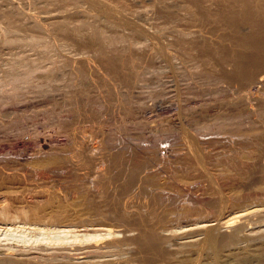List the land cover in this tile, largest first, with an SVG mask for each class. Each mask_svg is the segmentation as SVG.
<instances>
[{"label": "rangeland", "instance_id": "374dc122", "mask_svg": "<svg viewBox=\"0 0 264 264\" xmlns=\"http://www.w3.org/2000/svg\"><path fill=\"white\" fill-rule=\"evenodd\" d=\"M0 207L44 264H264V0H0Z\"/></svg>", "mask_w": 264, "mask_h": 264}, {"label": "bare ground", "instance_id": "6f19581e", "mask_svg": "<svg viewBox=\"0 0 264 264\" xmlns=\"http://www.w3.org/2000/svg\"><path fill=\"white\" fill-rule=\"evenodd\" d=\"M96 1H97V0H96ZM98 1H99V0H98ZM93 3H94V1H93ZM97 3H98V2H97ZM99 3H100V2H99ZM90 4H91V3H90ZM92 5H93V4H92ZM95 5L97 6L98 4H95ZM101 5H102V4H101ZM101 5H100V6H101ZM90 6H91V5H90ZM110 6H111V5H110ZM92 7H93V6H92ZM111 7H112V6H111ZM103 8H104V7H103ZM99 9H100V8H99ZM112 9H114V7H112ZM101 10H102V9H101ZM98 11H99V10H98ZM103 11H104V10H103ZM106 11H108V10H106ZM117 11H118V10H117ZM115 12H116V11H115ZM115 12H114V13H115ZM104 13H105V11H104ZM109 13L111 14V11H109ZM107 14H108V12H107ZM110 14H108V15L111 17ZM113 15H114V14H113ZM117 15H119V14H117ZM107 17H108V16H107ZM120 18H121V17H120ZM122 20H123V19H122ZM129 22H130V21H129ZM134 28H135V27H134ZM194 30H195V29H194ZM140 31H141V30H140ZM197 31H198V30H197ZM172 80H173V79H172ZM170 83H171V82H170ZM172 84H174V83H172ZM172 84H171V85H172ZM250 87H252V85H251ZM22 182H23V180H22ZM27 182H29V181H27ZM33 183H34V182H33ZM24 185H25V184H24ZM29 186H30V185H29ZM32 186H33V184H32ZM181 189H182V188H181ZM185 189H186V188H185ZM26 190H27V189H26ZM182 190H183V189H182ZM28 191H29V190H28ZM185 191H186V190H185ZM26 192H27V191H26ZM24 193H25V192H24ZM153 196H154V195H153ZM142 197H143V196H142ZM146 197H147V196H146ZM148 197H149V196H148ZM6 198H7V197H6ZM143 199H144V198H143ZM1 200H2V199H1ZM153 200H154V199H153ZM2 201H3V200H2ZM4 201H5V200H4ZM8 202H9V201H7V204H8ZM144 202H145V201H144ZM144 202H143V203H144ZM2 203H3V202H2ZM139 203H140V202H139ZM7 204H5V206H6ZM144 204H145V203H144ZM168 204H169V203H168ZM170 204H171V203H170ZM10 205H11V204H10ZM34 205H35V204H34ZM37 205H39V204H37ZM1 206H2V205H1ZM12 206H13V204H12ZM6 207H7V206H6ZM8 207H9V206H8ZM8 207H7V208H8ZM136 207H137V206H136ZM141 207H142V206H141ZM173 207H174V206H173ZM3 208H4V209H2V208L0 207V209H2V211L0 210V217L3 219V215H4V214H5L4 217H6V216H7V212H8V215L11 216V215L9 214L8 209L6 210L5 207H3ZM13 208H14V207H13ZM13 208H12V209H13ZM30 208H31V207H30ZM35 208H36V207H35ZM26 209H27V208H26ZM38 209H39V208H38ZM40 209H43V206H42ZM3 210L6 211V212H4ZM15 210H16V209H15ZM139 210H140V208H139ZM141 210H142V209H141ZM246 210H247V209H246ZM248 210H249V209H248ZM263 210H264V209H263ZM29 211H31V210H29ZM137 211H138V210H137ZM142 211H143V210H142ZM222 211H223V210H222ZM240 211H241V210H240ZM17 212H18V211H17ZM19 212H21V211H19ZM31 212H32V211H31ZM31 212H30V213H31ZM33 212H34V211H33ZM35 212H36V211H35ZM37 212H38V211H37ZM56 212H58V211H56ZM247 212H248V211H247ZM249 212H250V211H249ZM249 212H248V213H249ZM10 213H11V212H10ZM12 213H14V212L12 211ZM26 213H27V212H26ZM28 213H29V212H28ZM30 213H29V214H30ZM41 213H42V212H41ZM217 213H218V212H217ZM241 213H242V211H241ZM241 213H240V214H241ZM245 213H246V212H245ZM252 213H253V212H252ZM16 214H17V213H16ZM16 214H15V215H16ZM23 214L25 215L24 210H23ZM242 214H243V213H242ZM24 215H23V216H24ZM31 215H32V214H31ZM40 215H41V214H40ZM40 215H39V216H40ZM217 215H218V214H217ZM220 215H221V214H219L218 216H220ZM224 215H225V214H224ZM243 215H246V214H243ZM243 215H242V216H243ZM247 215H248V214H247ZM253 215H254V213H253ZM19 216H20V215H19ZM26 216H27V215H26ZM28 216H29V215H28ZM218 216H216V217H218ZM231 216H232V217H230V218L228 217V219H226V220L223 218V220H225V221H224V222H221V223H223V225H224L225 227H231V225H233L232 223H233L235 220H237V219H235L236 216H237V218H238V215L235 216V214H234V216H233V215H231ZM249 216H250V215H249ZM259 216H260V215H259ZM16 217H17V215H16V216H13V219H15ZM24 217H25V216H24ZM220 217H221V216H220ZM253 217H254V216H253ZM1 218H0V221H2ZM6 218H8V219L10 220V217H6ZM28 218H29V217H28ZM34 218H35V217H34ZM213 218H214V217H213ZM244 218H245V217H244ZM248 218H249V217H248ZM258 218H259V217H258ZM8 219H7V221H8ZM31 219H32V218H31ZM36 219H40V218H36ZM221 219H222V218H221ZM246 219H247V218H246ZM246 219H245V220H246ZM4 220H5V218H4ZM11 220H12V216H11ZM21 220L23 221L24 219L22 218ZM241 220H242V219H241ZM245 220H244V221H245ZM263 220H264V219H263ZM10 222H11V221H10ZM24 222H25V221H24ZM28 222H29V220H28ZM241 222H242V221H241ZM248 222H249V220H248ZM1 223H2V224H0V228H2V229H5V228L8 229V228H10V226H7V225H10V224H9V223H6V221H5V223H3V222H1ZM15 223H16V221H15ZM26 223H27V222H26ZM61 223H62V222H61ZM65 223H66V222H65ZM65 223H64V224H65ZM178 223H179V221H178ZM244 223H245V222H244ZM244 223H243V224H244ZM251 223H253V222H251ZM251 223H250V224H251ZM254 223H255V221H254ZM12 224H14V223L12 222ZM18 224H19V223H18ZM58 224H59V223H58ZM75 224H76V223H75ZM78 224H79V223H78ZM217 224H218V223H217ZM240 224H241V223H240ZM246 224H247V223H246ZM2 225H4V226H2ZM24 225H25V224H24ZM30 225H31V224H30ZM30 225H29V226H30ZM142 225H143V224H142ZM148 225H149V224H148ZM206 225H207V224H206ZM209 225H210V223H209ZM212 225H213V224H212ZM238 225H239V224H238ZM252 225H253V224H252ZM252 225L249 226L247 229H245V227H247V226H242L243 228H241V227H240V228H241V230L244 229V230L246 231L245 234H247V236H252V235H253V238L255 237L256 234L258 235V233L264 234V233H263V232H264V222H263V224L261 223L260 225H255V224H254L255 226H252ZM18 226H19V225H18ZM18 226H17V227H18ZM29 226H28V227H29ZM144 226H145V225H144ZM146 226H147V225H146ZM154 226H155V225H154ZM204 226H205V225H204ZM233 226H234V225H233ZM19 227H20V226H19ZM22 227H23V225H22ZM28 227H27V228H28ZM31 227H33V226H31ZM68 227H69V226H68ZM155 227H156V226H155ZM214 227H215V226H214ZM236 227H237V226H236ZM236 227H234V229H232V232L230 233V235H231L232 237H234V236L236 237V235L239 234V233H237V232L239 231V227H237V228H236ZM49 228H50V227H49ZM81 228H84V227H81ZM163 228H165V227H163ZM169 228H170V227H169ZM199 228H200V227H199ZM201 228H202V226H201ZM217 228H218V227H217ZM14 229H15V227H14ZM18 229H20V228H18ZM23 229H25V228H23ZM31 229H34V227L31 228ZM38 229H39V228H38ZM40 229L42 230V228H40ZM44 229H45V228H44ZM44 229H43V230H44ZM52 229H57V227H56V228L54 227V228H52ZM52 229H50V230H52ZM58 229H59V228H58ZM58 229H57V231H58ZM77 229H78V228H77ZM105 229H106V228H105ZM105 229H104L103 227H101V226H100V227H99V226H98V227L95 226V227H93V228L84 229V232L81 233V235H82V236H85L86 239H96L97 237H100V236L104 235V233H102V231H103V230L105 231ZM138 229H139V228H138ZM140 229H141V228H140ZM151 229H152V228H151ZM155 229H156V228H155ZM155 229H154V230H155ZM191 229H192V228H191ZM12 230H13V229H12ZM27 230H28V229H27ZM35 230H36V227H35ZM35 230H33V231H35ZM46 230H47V229H45V232H46ZM71 230H72V231H75L76 229L73 230V229H69V228H64V227H63L62 230L60 231L61 233L59 232V234H63L62 232H67V234H68V233H69L68 231H71ZM80 230H82V229H78V230H76V231H80ZM101 230H102V231H101ZM106 230H107V229H106ZM108 230H109V229H108ZM136 230H137V229H136ZM164 230H165V229H164ZM166 230H167V228H166ZM187 230H188V229H187ZM187 230H186V231H187ZM201 230H202V229H201ZM39 231H40V230H39ZM48 231H49V230H47V232H48ZM76 231H75V232H76ZM100 231H101V232H100ZM110 231H111V229H110ZM139 231H140V230H139ZM144 231H145V229H144ZM150 231H151V230H150ZM159 231H160V230H159ZM188 231H190V230H188ZM193 231H194V229H193ZM217 231H218V230H217ZM221 231H222V230H221ZM53 232H55V230H54ZM140 232H141V231H140ZM172 232H173V231H172ZM172 232H171V236L173 237V235H175V234L172 235ZM201 232H202V231H201ZM223 232H225V231H223ZM239 232H240V231H239ZM73 233H74V232H73ZM73 233H71V234H73ZM76 233H78V232H76ZM107 233H109V232H107ZM110 233H111V232H110ZM150 233H151V232H150ZM157 233H158V232H157ZM162 233H163V232H162ZM174 233H175V232H174ZM176 233H177V232H176ZM178 233H179V232H178ZM189 233H190V232H189ZM204 233H205V241H207V244H209L208 242H210V241H214V235H215V236L217 235V234H214L212 227H211V228H208V227H207V228L205 229ZM216 233H217V232H216ZM65 234H66V233H65ZM113 234H114V233H113ZM141 234H143V233H141ZM181 234H182V233H181ZM183 234H184V235H183ZM183 234H182L183 236H185V237H190L192 240L189 238V240H186V239H185L188 243H186V242L183 241V240H181V241H183V242H177V243H182V244L185 243V244H189L190 241H193V239L195 240V238H196V236H195L194 238H192V237L194 236L192 233H191V235L187 234V236L185 235L184 232H183ZM224 234H225V233H224ZM75 235H76V234H75ZM78 235H79V234H78ZM136 235H137V234H136ZM143 235H144V234H143ZM152 235H154V232H153ZM182 235H181V236H182ZM226 235H227V234H226ZM226 235H225V236H226ZM230 235H229V236H230ZM243 235H244V234H243ZM79 236H80V235H79ZM148 236H150V235L148 234ZM154 236H155V235H154ZM175 236H176V235H175ZM181 236H180V237H181ZM227 236H228V235H227ZM237 236H238V235H237ZM239 236H240V235H239ZM247 236H246V237H247ZM107 237H108V236H107ZM136 237H137V236H136ZM144 237H145V236H144ZM146 237H147V235H146ZM156 237H157V236H156ZM167 237H168V236H167ZM167 237H166V238H167ZM185 237H183V238H185ZM197 237H198V236H197ZM200 237H201V236H200ZM200 237H198V238H200ZM220 237H221V236H220ZM242 237H243V236H242ZM262 237H263V236H262ZM76 238H77V237H76ZM82 238H83V237H82ZM125 238H126V237H125ZM125 238H124V239H125ZM138 238H140V237H138ZM153 238H154V237H153ZM160 238H161V237H160ZM160 238L157 240V243L155 242L156 239L153 240V242L156 243V244H158V242L160 243V241H159ZM236 238H239V237H236ZM236 238H233V240L236 239ZM113 239H114V238H113ZM119 239H120V238H119ZM142 239H143V241H144V238H142ZM150 239H151V237H149V241H150ZM164 239H165V238H163V241H164ZM196 239H197V238H196ZM75 240H76V239H75ZM83 240H84V239H83ZM120 240H121V239H120ZM120 240H119V241H120ZM133 240H134V239H133ZM138 240H139V239H137L136 241H138ZM169 240L171 241V239H166V240L163 242V244H162V243H161V244L164 245L165 247H167V245L169 246V244H168V243L170 242ZM179 240H180V239H179ZM179 240H178V241H179ZM199 240H202V239H199ZM216 240H217V239H216ZM241 240H242V239H241ZM255 240H256V239H255ZM5 241H6V240H5ZM7 241H8V240H7ZM10 241H11V240H10ZM39 241H40V240H39ZM91 241H92V240H91ZM112 241H113V240H112ZM112 241H110V243H111ZM114 241L116 242V240H114ZM139 241H140V240H139ZM146 241H148V240L146 239ZM151 241H152V240H151ZM196 241H197V240H195L194 242H196ZM203 241H204V240H203ZM219 241H220V240H219ZM253 241H254V240H253ZM43 242H44V241H43ZM61 242H63V241H61ZM70 242H71V241H70ZM122 242H123V241H122ZM127 242H129V241H127ZM127 242H126V243H127ZM144 242H145V241H144ZM175 242H176V241H175ZM223 242H224V241H223ZM230 242H231V241H230ZM235 242H236V241H235ZM240 242H241V241H240ZM245 242H246V241H245ZM10 243H11V242H10ZM31 243H32V242H31ZM46 243H48V242H45L44 244H41L40 247H37L36 249H35V248L32 249L33 247H32V248H31V247L28 248V247H26V246H23V247L20 246V247H19V246H16V245H11L12 243H11V244H8V243L0 244V264H1L4 260H7V262H8V261H10V259H12V258L14 259V262H15V259H16V260L19 259V260H24L25 262H26V261H28V262L30 261L29 264L32 263L31 261H33V263H34V261H35V262H37L38 264H44V262L46 261L45 258H47V260H48V258L50 259V258L53 257V252H52V250L56 251V253H57V250H55V249L53 248V246H51L53 249L50 247V245H51V244H54V242H53V243H50V241H49V243H50L49 245H47ZM66 243H67V241H66ZM75 243H76V242H75ZM191 243H192V242H191ZM212 243H213V242H212ZM233 243H234V242H233ZM247 243H248V242H247ZM247 243H244V244H247ZM249 243L251 244V242H249ZM256 243H257V242H256ZM35 244H36V242H35ZM37 244H38V243H37ZM39 244H40V242H39ZM63 244H64V243H63ZM63 244L61 243V244L59 245V244H57V243L55 242L54 247H55V245H57V246L59 245V247H60V246L63 245ZM76 244H78V243H76ZM76 244H75V245H76ZM84 244H85V243H84ZM99 244H100V243H99ZM117 244H120V243L117 242ZM150 244L152 245V243H150ZM156 244H155V245H156ZM182 244L179 245V246H180V247L183 246ZM205 244H206V243H205ZM210 244H211V243H210ZM210 244H209V245H210ZM215 244H216V243H215ZM241 244H243V243H241ZM257 244H258V243H257ZM43 245H45V246H43ZM46 245L48 246V248L46 247ZM64 245H65V244H64ZM64 245H63V246H64ZM67 245H68V244H67ZM81 245H83V244H81ZM90 245H91V244H90ZM100 245H101V244H100ZM122 245H123V244H122ZM122 245H121V247H122ZM130 245H131V244H130ZM147 245H149V244H147ZM155 245H153V246H155ZM176 245H177V248H178V244H176ZM192 245H193V244H192ZM200 245H201V244H200ZM202 245H203V244H202ZM229 245H230V244H229ZM247 245H248V244H247ZM252 245H253V244H252ZM27 246H28V245H27ZM29 246H30V245H29ZM70 246H71V245H70ZM73 246H74V243H73ZM78 246H80V244H79ZM113 246H114V243H113ZM116 246H117V245H116ZM135 246H136V245H135ZM149 246H150V245H149ZM159 246H160V245H159ZM164 246H162V247H164ZM170 246H171V245H170ZM184 246H185V245H184ZM184 246H183V247H184ZM220 246H221V245H220ZM234 246H235V245H234ZM49 247L51 248V250L49 249ZM81 247H82V246H81ZM83 247H84V246H83ZM99 247H100V246H99ZM108 247H109V248H108ZM108 247L105 248V250H106V249H108V250L111 249L110 246H108ZM114 247H115V246H114ZM124 247H125V245H124ZM124 247H123V248H124ZM140 247H141V246H140ZM145 247H146V245H145ZM155 247H156V246H155ZM188 247H189V245H188ZM188 247H187V249H188ZM246 247H247V246H246ZM250 247H251V246H250ZM253 247H255V246H253ZM56 248H57V247H56ZM61 248H62V247H61ZM61 248H60V249L58 248V249L61 250ZM63 248H64V251H65V250H68V248L65 247V246H64ZM63 248H62V249H63ZM75 248H76V247H75ZM78 248H79V247H78ZM85 248H86V247H85ZM93 248H95V247H93ZM97 248H98V247H96V249H97ZM119 248H120V247H119ZM130 248H131V247H130ZM132 248H133V246H132ZM132 248H131V250H132ZM146 248H148V247H146ZM160 248H161V247H159V249H160ZM171 248H173V247H171ZM185 248H186V247H185ZM88 249L90 250V248H88ZM116 249L119 250V252L122 250V249L120 250V249H118V248H116ZM154 249H155V248H154ZM156 249H157V247H156ZM161 249H162V248H161ZM169 249H170V248H169ZM182 249H183V248H182ZM231 249H232V248H231ZM246 249H247V248H246ZM249 249H250V248H249ZM59 250H58V252H59ZM74 250H75V249H74ZM77 250H78V249H77ZM81 250L84 251V248L81 249ZM85 250H87V248H86ZM89 250H88V254H89ZM93 250H94V249H93ZM99 250H100V249H98L97 252H98ZM102 250H103V247H102ZM111 250H112V249H111ZM117 250L115 251V249H114L115 252H117ZM123 250H124V249H123ZM123 250H122V251H123ZM135 250H136V249H135ZM135 250H134V251H135ZM138 250H139V248H138ZM146 250H147V249H146ZM151 250H152V249H151ZM170 250H171V249H170ZM170 250H168V251H170ZM172 250H173V249H172ZM177 250H178V249H177ZM177 250L175 249L174 252L177 251ZM179 250H180V249H179ZM239 250H240V249H239ZM256 250H258V249H256ZM61 251H62V250H61ZM64 251H63V253H64ZM68 251H69V250H68ZM83 251H82V252H83ZM91 251H92V250H91ZM136 251H137V250H136ZM149 251H150V249H149ZM164 251H165V250H164ZM168 251H167V252H168ZM187 251H188V250H187ZM190 251H191V249H190ZM196 251H197V250H196ZM78 252H81V251H78ZM92 252H94V251H92ZM95 252H96V251H95ZM95 252H94V254H95ZM97 252H96V253H97ZM103 252H104V250H103ZM108 252H109V251H108ZM111 252H112V251H111ZM115 252H112V253H115ZM119 252H117V253H119ZM125 252H126V251H125ZM129 252H130V251H129ZM129 252H127V253H129ZM140 252H141V251H140ZM151 252H152V251H151ZM151 252H150V253H151ZM155 252H156V251H155ZM167 252H166V253H167ZM172 252H173V251H172ZM229 252H230V251H229ZM69 253H70V252H65L66 255L69 254ZM72 253L77 254V251H76V252H73V251H72ZM83 253H85V251H84ZM86 253H87V251H86ZM98 253H99V252H98ZM98 253H97V254H98ZM105 253H107V251L104 252V254H105ZM109 253H110V252H109ZM123 253H124V252H123ZM127 253H126V254H127ZM136 253H139V251L136 252ZM175 253H176V252H175ZM178 253H179V252H178ZM180 253H181V251H180ZM180 253H179V254H180ZM196 253H197V252H196ZM196 253H195V255H196ZM54 254H55V253H54ZM59 254H60V253H59ZM80 254H82V253H80ZM80 254H79V255H80ZM91 254H92V253H91ZM91 254H90V255H91ZM97 254H95V255H97ZM120 254H121V253H120ZM129 254H130V253H129ZM152 254H153V253H152ZM152 254H151V255H152ZM167 254H168V253H167ZM167 254H166V255H167ZM170 254H171V253H170ZM187 254H188V252H187ZM189 254H190V253H189ZM229 254H230V253H229ZM62 255H63V254H62ZM62 255H61V257H64V256H62ZM71 255H72V254H71ZM73 255H74V254H73ZM86 255H87V254H86ZM92 255H93V254H92ZM105 255H106V254H105ZM107 255H108V253H107ZM111 255H112V254H111ZM127 255H128V254H127ZM127 255H126V256H127ZM130 255H131V254H130ZM138 255H139V254H138ZM143 255H144V254H143ZM156 255H157V254H156ZM158 255H160V254H158ZM168 255H169V254H168ZM173 255H174V254H173ZM173 255H172V256H173ZM175 255H176V254H175ZM227 255H228V254H227ZM59 256H60V255H59ZM74 256H75V255H74ZM98 256H99V255H98ZM134 256H135V255H134ZM172 256H171V257H172ZM176 256H177V255H176ZM69 257H70V256H69ZM75 257H76V256H75ZM77 257H78V256H77ZM77 257H76V258H77ZM85 257H86V256H85ZM88 257H89V255H88ZM100 257H101V255H100ZM111 257H112V256H111ZM118 257H119V256H118ZM145 257H146V256H145ZM150 257H151V256H150ZM166 257H167V256H166ZM171 257H170V258H171ZM187 257H188V256H187ZM189 257H191V256L189 255ZM53 258H54V257H53ZM56 258H58L57 255H56ZM64 258H65V257H64ZM72 258H73V257H72ZM132 258H133V256H132ZM141 258H142V257H141ZM156 258H157V257H156ZM158 258H159V256H158ZM160 258H161V256H160ZM177 258H178V257H177ZM61 259H62V258H61ZM66 259H67V257H66ZM82 259H83V256H82ZM82 259H81V261L83 262ZM95 259H96V258H95ZM98 259H99V258H98ZM120 259H121V258H120ZM120 259H119V260H120ZM123 259H124V258H123ZM126 259H127V258H125V260H126ZM162 259H163V258H162ZM162 259H161V260H162ZM172 259H174V258L172 257ZM175 259H176V258H175ZM186 259H187V258H186ZM193 259H194V258H193ZM44 260H45V261H44ZM52 260H54V259H51L50 261L52 262ZM56 260H57V259H56ZM63 260L65 261V259H63ZM74 260H75V259H74ZM77 260H78V259H77ZM93 260H94V259H93ZM24 261H20V262L18 261V262L21 264V262L23 263ZM42 261H44V262L41 263ZM61 261H62V260H61ZM66 261H67V260H66ZM91 261H92V260H90V262H91ZM107 261H108V259H107ZM110 261H111V260H110ZM123 261H124V260H123ZM129 261H130V260H129ZM158 261H159V260H158ZM165 261H167V260H165ZM5 262H6V261H5ZM7 262H6V263H7ZM11 262H12V261H11ZM28 262H27V263H28ZM39 262H40V263H39ZM48 262H49V261H48ZM51 262H49V263H51ZM54 262H55V261H54ZM73 262H74V261H73ZM73 262H72V263H73ZM92 262H93V261H92ZM99 262H100V260H99ZM99 262H98V264H101V263H99ZM101 262H104V261H101ZM118 262H119V261H118ZM120 262H121V261H120ZM142 262H143V260H142ZM149 262H150V261H149ZM159 262H160V261H159ZM163 262H164V261H163ZM45 263H46V262H45ZM56 263H58V262H56ZM68 263H69V262H68ZM96 263H97V262L95 261L94 264H96ZM105 263H107V262H105ZM110 263H111V262H110ZM113 263H114V262H113ZM160 263H161V262H160ZM2 264H3V263H2ZM10 264H12V263H10ZM65 264H66V263H65ZM70 264H71V263H70ZM74 264H75V263H74ZM77 264H78V263H77ZM79 264H81V262H80ZM83 264H84V262H83ZM89 264H90V263H89ZM108 264H109V263H108ZM120 264H122V263H120ZM126 264H127V263H126ZM129 264H130V263H129ZM132 264H133V263H132ZM161 264H163V263H161Z\"/></svg>", "mask_w": 264, "mask_h": 264}]
</instances>
